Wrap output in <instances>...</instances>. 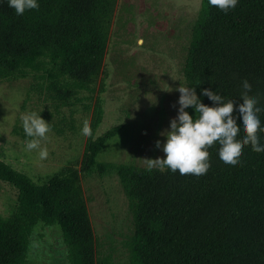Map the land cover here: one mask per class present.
Segmentation results:
<instances>
[{
	"label": "trees",
	"instance_id": "trees-1",
	"mask_svg": "<svg viewBox=\"0 0 264 264\" xmlns=\"http://www.w3.org/2000/svg\"><path fill=\"white\" fill-rule=\"evenodd\" d=\"M116 2L39 0L38 10L21 16L7 0L0 3V83L32 76L31 90L57 108H92L80 168L69 165L37 182L0 160V181L16 190L11 213L0 215V264H29L40 223L60 227L68 264H113L112 254L98 247L82 186V176L111 175L132 215L129 264H264V153L245 147L240 165L229 168L213 145L202 176L97 160L126 126L119 122L98 134L105 85L97 83ZM188 40L182 76L202 103L213 106L201 93L210 88L242 106L240 85L247 82L264 107V0H239L227 14L202 0ZM185 111L195 115L192 107ZM260 119L264 124V113Z\"/></svg>",
	"mask_w": 264,
	"mask_h": 264
},
{
	"label": "rangeland",
	"instance_id": "rangeland-1",
	"mask_svg": "<svg viewBox=\"0 0 264 264\" xmlns=\"http://www.w3.org/2000/svg\"><path fill=\"white\" fill-rule=\"evenodd\" d=\"M202 0H117L103 71L105 118L98 134L119 122L126 126L100 152L98 161L159 166L165 154L156 147L166 137L170 121L178 114L177 89L187 87L182 64L191 24ZM32 76L0 83V160L14 169L45 181L69 165L80 168L88 136L81 134L84 121L90 126L92 108L82 104L56 107L31 90ZM98 92L95 94V96ZM186 110V109H185ZM35 112L51 132L41 146L48 156L25 148L21 116ZM92 227L99 249L110 252L113 264H129L126 240L133 233L128 199L117 176H82ZM16 190L0 181V215H9ZM29 264H68L67 248L58 225H37L31 237Z\"/></svg>",
	"mask_w": 264,
	"mask_h": 264
},
{
	"label": "clouds",
	"instance_id": "clouds-1",
	"mask_svg": "<svg viewBox=\"0 0 264 264\" xmlns=\"http://www.w3.org/2000/svg\"><path fill=\"white\" fill-rule=\"evenodd\" d=\"M4 0H0L3 3ZM210 6L227 14L236 8L239 0H207ZM8 7L14 9L17 16L26 11L38 10L39 0H7ZM239 99L242 106H236L232 100H226L217 91L210 88L201 90L203 96L213 102L207 106L198 98L195 88L180 86L178 114L170 121V129L162 132L166 142H156L165 154L162 159H156L161 169L167 168L179 175H206L209 163L208 149L215 145L218 148V161L229 168H236L241 163L243 148L250 146L256 153H264V143L261 135L264 134V124L260 114L264 107L259 106L256 98L251 97V87L247 82L240 85ZM192 107L195 115L185 111ZM198 114V115H197ZM22 128L26 137L30 138L25 144L28 151L36 150L41 160L48 156L47 147H42V141L48 139L51 132V123L46 122L41 115L35 112L21 116ZM239 125V127H238ZM81 134L91 136L92 130L87 121H84ZM241 139H237L241 136Z\"/></svg>",
	"mask_w": 264,
	"mask_h": 264
}]
</instances>
